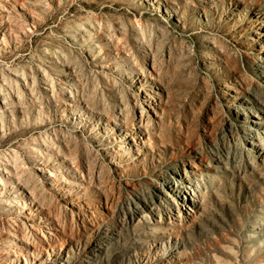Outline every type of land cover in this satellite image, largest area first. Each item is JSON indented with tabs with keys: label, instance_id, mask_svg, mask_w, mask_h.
Here are the masks:
<instances>
[{
	"label": "rangeland",
	"instance_id": "1",
	"mask_svg": "<svg viewBox=\"0 0 264 264\" xmlns=\"http://www.w3.org/2000/svg\"><path fill=\"white\" fill-rule=\"evenodd\" d=\"M0 264H264V0H0Z\"/></svg>",
	"mask_w": 264,
	"mask_h": 264
}]
</instances>
